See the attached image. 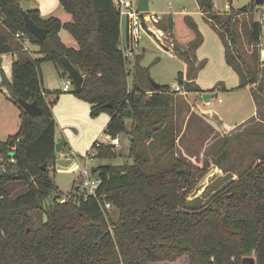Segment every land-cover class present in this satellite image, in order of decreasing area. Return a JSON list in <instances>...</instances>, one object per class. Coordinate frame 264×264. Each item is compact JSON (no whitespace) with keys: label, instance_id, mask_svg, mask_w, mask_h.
Returning a JSON list of instances; mask_svg holds the SVG:
<instances>
[{"label":"trees","instance_id":"trees-1","mask_svg":"<svg viewBox=\"0 0 264 264\" xmlns=\"http://www.w3.org/2000/svg\"><path fill=\"white\" fill-rule=\"evenodd\" d=\"M25 1L31 0H0L1 85L14 103L19 104L18 99L37 102L42 113L33 116L20 107L19 131L7 141L0 140V264H156L182 257L189 264H243L245 257L253 255L256 264H264V156L234 179L224 166L229 153L223 152L217 164L228 174L225 182L189 200L207 169L178 156V135L168 128L172 87L157 91L134 80L129 88L131 76L119 48L121 18L113 0H59L72 16L68 23L54 17L45 20L38 9L25 11L21 6ZM197 1L205 18L227 36L226 61L241 76V87L258 84L264 97V82L259 85L260 23L253 21L250 28L254 63H242L234 28L246 9L226 17L215 11L214 0ZM24 11L39 27L51 30L44 41L26 28ZM168 24L172 29V19ZM188 24L196 38L185 50L175 48L174 56L187 65V81L179 73L178 84L185 92L201 93L192 86L200 70L192 56L199 34L193 22ZM62 30L77 42V48L63 43ZM17 33L27 35L39 47V58L22 50L21 42L13 39ZM15 52L20 53L9 81L1 57ZM63 57L84 77L81 90L73 88V94L91 105V117L110 115L106 134L130 138L132 164L100 165L92 171L100 180L96 198L79 194V187L66 199H61L63 193L51 197L56 186L50 174L57 160L52 107L61 92L44 89L41 66L52 62L61 79H70ZM140 61L138 57L134 70L138 76L142 72L149 77ZM142 85L149 86L151 95ZM127 110L132 113L130 126ZM148 148L157 151L153 158ZM117 155L112 144L95 143L87 157L107 160ZM16 181H25L28 189L12 198L6 187ZM104 203L111 204V211L102 210ZM33 211L46 215L37 228Z\"/></svg>","mask_w":264,"mask_h":264},{"label":"rangeland","instance_id":"rangeland-1","mask_svg":"<svg viewBox=\"0 0 264 264\" xmlns=\"http://www.w3.org/2000/svg\"><path fill=\"white\" fill-rule=\"evenodd\" d=\"M149 2L150 13L163 17L162 24H159V27L162 29L170 31L168 29V21L171 16L167 15H172L174 18L176 33L181 40H177L173 31H170L175 47H179L182 50L186 44L183 41L192 40L196 35V32L188 27L186 22L187 17L197 26L199 38L196 45L193 46L192 54L201 69L197 83L200 87L214 92L211 94L217 95L212 100L211 107L205 106L202 102L201 105L204 106L203 109L205 111L217 112L222 117L226 126L224 127L218 119H212L210 116H207V112H205L206 115L202 113V110L199 108L200 93H184V91L176 92L172 90L175 94L171 108V120L175 124L178 137H180L178 139V146L180 148L178 156L186 159L194 167L207 169L203 179L196 185L194 193L189 195V200H193L197 197H203L211 185L216 186V188L222 185L228 174L237 179L239 173L260 162L259 159L264 156V97L258 92V84L251 87L257 96V102H252L250 93L244 87L238 88L241 83V76L233 66L225 61L224 56L227 49L224 43L227 42L230 45L229 40H227V36L224 38V35L220 34L215 25L203 17L197 0H149ZM214 4L215 11L226 17L231 13H239L242 9H246V13L238 18L234 30L238 37V55L241 56V62L246 61L253 65L256 54L254 46L250 42V28L253 21H260L264 12V5L258 6L256 0H214ZM22 5L26 8L29 4L23 2ZM3 29L0 20V31ZM13 39L17 41L16 38L13 37ZM263 41L264 25L262 27L261 45L264 43ZM76 46L75 44L74 48H77ZM27 48V54L30 57H40L39 53H37L39 51L38 46L30 43L27 45ZM139 50L142 54L140 55L139 53L137 58L140 57V65L149 70V77L142 72L138 76V72L134 70L128 79L129 88L132 87L134 80L138 83L140 81V83L147 84L151 88L153 87V83L171 87L178 83L179 73L183 74L185 69L184 62L178 60V57L174 58L175 53L172 56L168 51L161 48L153 37L145 34H142L140 38ZM227 50H229V46ZM262 50L264 51V47H262ZM19 53L17 54L19 55ZM262 58L264 59V56ZM260 63L263 65L262 72L259 74L261 75V77L259 76V85L262 87V83L264 82V62L262 59ZM41 69L43 87L51 92L59 91V89L62 90L65 83L69 80L68 78L61 79L58 76L56 67L52 62L42 64ZM147 85L146 88L144 85L142 87L149 94L150 88ZM192 86L193 89H197L196 84H192ZM222 86L227 90L219 89ZM71 90L73 91V87ZM218 99H221L222 103H219ZM255 106H257V111L259 108L255 118L252 119L254 116L248 117L247 120H250L249 122L241 127L239 126L236 130L229 131V127L251 115ZM20 107L19 104L14 103L12 100H7L5 92L0 91L1 141H7L8 136L6 137L5 135L8 134L5 133L9 129H16V114L17 112L19 113ZM8 124L10 127L7 126ZM130 125L131 120L128 119V126ZM102 137L103 139H101L102 141L99 140L100 142L111 143V139L106 132ZM120 140V146L116 147L118 155L114 159L99 160L93 157L90 160L87 156L80 155L81 164L85 165L84 167H87L91 173L100 165L121 166L132 164L130 138L124 135L120 137ZM96 142L92 143L91 149ZM92 151L94 154L95 150ZM225 151L229 153L228 164L224 165L226 169L231 170L228 174L217 164L219 155ZM147 152L152 158L157 153V151L151 148H148ZM5 165L9 167L8 163ZM12 170H15L14 167H12ZM212 170L215 171L210 175ZM79 172L60 175L51 171L50 176L56 186L51 197L54 198L63 193L61 199H66L76 192L77 187L81 188L79 194H85L86 189L82 186ZM6 188L12 198H17L27 192L28 185L25 181H16L10 183ZM50 200L51 198L48 201L50 202ZM31 216L34 218L36 228L46 221V215L42 211H33L31 212ZM250 257L255 258L254 255ZM156 264H189V259L182 257L175 262Z\"/></svg>","mask_w":264,"mask_h":264},{"label":"crops","instance_id":"crops-1","mask_svg":"<svg viewBox=\"0 0 264 264\" xmlns=\"http://www.w3.org/2000/svg\"><path fill=\"white\" fill-rule=\"evenodd\" d=\"M198 2V1H197ZM23 3V2H22ZM21 3V6L23 7ZM24 3H28L29 5L23 9L25 11L27 10H32V9H38L40 12V15L43 19L48 20L50 18H58L61 20L63 23H68L72 20V16L68 14L62 5L60 4L59 0H31V1H25ZM200 6V5H199ZM201 10V8H200ZM201 13L203 17L205 18V15L203 14L202 10ZM171 16L169 19H172L173 21V28H169L168 24V29L173 31V34L175 35V38L179 41H181L176 33V26H175V21L172 15H167ZM165 17V16H164ZM206 19V18H205ZM189 18H186L187 25L190 29H192L189 24H188ZM122 34L124 37L127 35V24L125 22L122 23ZM193 30V29H192ZM262 33V32H261ZM61 39L64 44H66L68 47H75V44L77 45V42L70 36V34L66 30H62L60 32ZM262 37V34H261ZM195 37H193L192 40L189 41H183L185 44L183 46L182 50H185L190 43L195 40ZM261 40V39H260ZM77 47V46H76ZM262 47H264V43L260 46L261 50L260 52V58L264 62V59L262 56H264V51L262 50ZM179 48V47H178ZM180 49V48H179ZM181 50V49H180ZM142 53H140L141 55ZM173 56V55H172ZM225 56V61H226V55ZM17 57V54L11 53L7 55H3L2 58V69L4 70L6 77L9 81L12 80V67L13 63ZM176 58V57H174ZM260 59V60H261ZM181 60V59H178ZM184 62V61H183ZM227 62V61H226ZM184 80H186V73H187V65L184 62ZM197 66L200 67L199 63L196 62ZM263 66V65H262ZM201 70V69H200ZM200 70L197 73V78L198 75L200 74ZM197 78L195 79V82L193 84H196L197 87L202 91L200 93V101H199V108L202 110V113L206 115L205 112L208 113L207 116H210L212 119H218L221 124L225 126V122L223 121L222 117L219 116V114L215 111H205L203 109L204 106L201 105V102H205L202 99V94L204 93H214L213 91L206 90L207 88H202L198 85L197 83ZM2 83V78L0 75V91L5 92L7 100L11 99L9 98L8 91L5 87L1 85ZM146 88V85H144ZM175 86V85H174ZM220 86V85H219ZM148 87V86H147ZM241 89V83L240 86L238 87ZM251 95V100L252 102H255V99L253 98V95L251 93V87L247 86L244 87ZM219 89L221 90H227L226 88L220 87ZM148 90V89H147ZM59 91L61 92L58 101L56 104L52 107V112L56 121V135H55V140L56 144L60 140H64L65 146L60 154H57V160H56V165H55V174H60V175H69V174H75L80 171L81 168H83V164H81V160L79 159L80 155L82 156H87L89 152H91V146L94 141H97L96 143H104L105 142H100L103 139V135L106 131V128L111 120L110 115L103 113L97 118H92L91 117V105L79 98H77L74 94L73 91L71 90L70 92H64L63 89ZM216 91V90H215ZM149 94L151 95V91L149 89ZM188 93V92H186ZM202 100V101H201ZM204 104V103H203ZM259 111V108H258ZM257 106H255L254 111L251 115L247 116L237 124L233 125L232 127H229V131H233L241 127L242 125L246 124L250 120H247L248 117L255 118L257 116ZM20 114L21 110H19V113L17 112L16 117H17V124H16V129L13 130L12 128L9 129L5 134L6 137L8 138L10 136L15 135L19 129H20ZM10 127V125H7ZM168 128L173 131L174 135L177 134V129L175 127V124L172 123V120L170 119L168 123ZM13 131V132H12ZM13 133V134H11ZM178 135V134H177ZM110 138V136H109ZM180 137H178L179 139ZM2 139V138H0ZM100 140V141H99ZM99 141V142H98Z\"/></svg>","mask_w":264,"mask_h":264},{"label":"built area","instance_id":"built-area-1","mask_svg":"<svg viewBox=\"0 0 264 264\" xmlns=\"http://www.w3.org/2000/svg\"><path fill=\"white\" fill-rule=\"evenodd\" d=\"M113 2L115 4L117 11L120 14L121 27L123 22L127 24V35L126 37H124L123 34L121 35L119 48L122 51L123 56L125 58L126 69L130 76L133 74V71L135 69L136 58L138 54L141 53L139 50V43L142 34L153 37L161 48L168 51L171 55H174L176 47L174 45V39L172 38L171 35L172 31L169 29L171 31L170 32L167 31L166 29L164 30L161 27H159V24H162V18H163L162 16L151 14L150 12L148 13L140 12L138 10V5L136 0H113ZM259 23L263 27L264 12L262 13ZM15 38L21 42L23 46L22 50L28 51L27 45L31 43L29 37L23 33H17L15 34ZM14 54L17 53L15 52ZM72 87L74 88V85L72 84V81L69 79L65 83L63 87V91L70 92ZM172 90L176 92L184 91V89L178 83L172 87ZM184 93L186 92L184 91ZM212 100L205 101L203 103L205 106L211 107ZM218 102L222 103V100L218 99ZM110 139H111L110 144H112L115 147L120 146L121 140L119 136ZM13 161L14 160H12V162ZM79 174L82 180V186L86 189V193L95 198L98 197L97 190L100 186V180L97 177H95L93 173H91L88 170L87 167L81 168ZM111 209L112 206L109 203H104L102 205L103 211H111Z\"/></svg>","mask_w":264,"mask_h":264},{"label":"water","instance_id":"water-1","mask_svg":"<svg viewBox=\"0 0 264 264\" xmlns=\"http://www.w3.org/2000/svg\"><path fill=\"white\" fill-rule=\"evenodd\" d=\"M137 1V5H138V10L140 12H145L148 13L150 12V2L149 0H136ZM256 4L258 6H262L264 5V0H256ZM23 16H24V22L26 25V28L30 31V33L32 35H34L38 40L40 41H44L47 36L51 33L50 29H44L39 27L28 15L27 12H23ZM62 62H63V66L67 69L68 71V75L70 77V80L72 81V84L74 85V88L76 91H80L82 86H83V82H84V77L81 75V73L71 64V62L63 57L62 58ZM153 87L154 89H156L157 91L160 90V88L162 87L161 85L157 84V83H153ZM216 97V94H210V93H204L202 94V99L203 101H209L212 100ZM18 103L20 104V106L26 111L28 112L30 115L33 116H37L40 115L42 113V109L38 106L37 102H26L22 99H18ZM112 105H108V107H111ZM132 116V113L130 110H127L125 112V117L130 119ZM65 146V142L64 140H60L55 147V151L57 154H60L63 150ZM14 155V154H13ZM43 170H46V165L43 166ZM215 170H212L210 172L213 173ZM95 173V172H93ZM78 189V187H77ZM243 264H256V259L254 257H245L243 259Z\"/></svg>","mask_w":264,"mask_h":264}]
</instances>
